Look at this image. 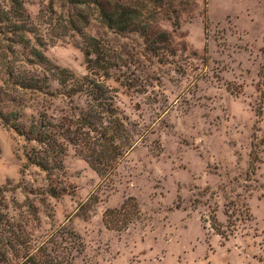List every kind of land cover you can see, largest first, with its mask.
I'll use <instances>...</instances> for the list:
<instances>
[{
  "label": "rangeland",
  "instance_id": "rangeland-1",
  "mask_svg": "<svg viewBox=\"0 0 264 264\" xmlns=\"http://www.w3.org/2000/svg\"><path fill=\"white\" fill-rule=\"evenodd\" d=\"M21 2L29 43L0 38L82 79V37H95L137 142L108 176L67 143L64 191L51 196L37 167L23 172V139L0 123V184L12 188L0 198V264L17 263L16 240L37 245L52 234L62 264H264V0H139L158 17L146 35L106 26L94 5ZM67 89L50 79L51 95L31 94L23 119L84 105L82 93L69 103ZM128 197L137 218L122 230L105 225L103 212Z\"/></svg>",
  "mask_w": 264,
  "mask_h": 264
},
{
  "label": "trees",
  "instance_id": "trees-1",
  "mask_svg": "<svg viewBox=\"0 0 264 264\" xmlns=\"http://www.w3.org/2000/svg\"><path fill=\"white\" fill-rule=\"evenodd\" d=\"M10 1L15 5L13 8L0 7V34L9 33L18 43L26 45L29 43L25 35V31H29L28 18L22 10L21 0ZM63 1L77 6L94 5L106 26L118 31L134 30L146 35L151 24L158 21L156 10L146 3H139V0ZM82 38L88 57V74L82 79L74 78L68 70L43 67L44 56L36 47H29L31 57L23 56L13 50V41L8 36L0 38V123L23 139V172L28 166L37 167L44 175L42 181L46 182L44 192L51 196L64 191L63 161L67 154V143L91 169L101 176H108L137 142L134 131L118 115L114 106L116 91L104 82L109 77L108 69L112 67L109 55L95 37ZM50 79L68 86L65 96L69 103H72L73 95L84 94V105H69L62 116L55 120L45 111H38L36 116L23 119L31 94L40 92L51 95L48 91ZM248 169L251 173L255 170L252 158ZM9 186V182L0 184V198L4 192L12 190ZM138 213L135 199L128 197L119 208L106 209L103 222L110 228L122 230L132 218H137ZM3 215L0 211V218ZM213 225L218 234L225 236L216 220ZM53 236L37 245H30L29 240H16L17 245L23 244L22 248L10 244L9 247L20 253L15 264H62L60 258L49 251L48 245L56 244ZM4 255L0 253V257Z\"/></svg>",
  "mask_w": 264,
  "mask_h": 264
}]
</instances>
